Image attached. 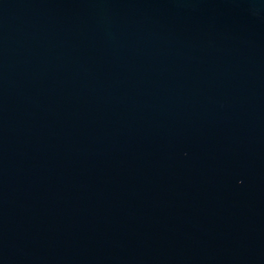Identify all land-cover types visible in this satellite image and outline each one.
Segmentation results:
<instances>
[{"label": "water", "instance_id": "1", "mask_svg": "<svg viewBox=\"0 0 264 264\" xmlns=\"http://www.w3.org/2000/svg\"><path fill=\"white\" fill-rule=\"evenodd\" d=\"M0 264H264V0H0Z\"/></svg>", "mask_w": 264, "mask_h": 264}]
</instances>
